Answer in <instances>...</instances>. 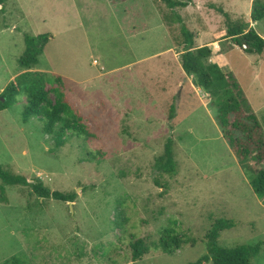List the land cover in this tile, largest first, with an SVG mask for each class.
<instances>
[{
	"label": "rangeland",
	"instance_id": "374dc122",
	"mask_svg": "<svg viewBox=\"0 0 264 264\" xmlns=\"http://www.w3.org/2000/svg\"><path fill=\"white\" fill-rule=\"evenodd\" d=\"M254 1L191 0L173 11L161 0L0 4V95L21 70L25 35H49L38 68L62 79L69 103L95 135L66 132L58 146L44 133L42 116L24 121V95L0 112V165L39 178L52 192L77 194L69 203L42 199L30 186L0 180V264L14 256L27 264H193L207 255L204 240L217 219L236 224L221 233L222 247L260 245L252 261L264 264V199L181 59L184 25L196 47L223 54L221 69L236 77L264 128V55L246 53L227 35L239 24L264 37V21L252 20ZM48 98L55 104L54 93ZM169 139L176 171L158 173ZM170 226L188 241L174 255L155 247ZM139 240L150 252L133 261Z\"/></svg>",
	"mask_w": 264,
	"mask_h": 264
},
{
	"label": "trees",
	"instance_id": "16d2710c",
	"mask_svg": "<svg viewBox=\"0 0 264 264\" xmlns=\"http://www.w3.org/2000/svg\"><path fill=\"white\" fill-rule=\"evenodd\" d=\"M161 1L172 11L178 7L187 8L191 2V0ZM3 2L4 0H0V4ZM173 17L174 22H183L178 14H174ZM252 20L255 23L264 21V0L254 1ZM181 33L184 38L181 58L183 70L188 77L192 78L194 86L208 95L210 106L216 110V122L224 141L248 174L254 193L264 199V128L236 77L232 73H224L218 64L207 63L212 56V50L208 46L196 47L195 38L186 26L181 27ZM227 35L246 53L264 55V37L259 35L254 28L239 24L229 25ZM49 41V35L38 37L25 35V52L18 60L24 71L16 76L1 93L0 112L9 109L17 103L19 96L24 95L27 98L24 121L27 122L31 117L42 116L44 133L54 136L58 146L65 143L66 132L69 135L85 134L95 138L94 134L85 130L87 125L83 122L80 113L69 103L62 87V79L35 70L39 57ZM51 92L56 96L55 104L49 101L48 96ZM171 112L170 119L173 120L177 111L172 107ZM76 125L82 130L78 131ZM173 144L172 139L167 141L164 155L155 163L156 172L173 174L176 171ZM0 180L6 186H30L33 192L42 199L69 203L74 202L77 197L75 192H52L43 185L39 178L32 180L23 175H14L1 165ZM4 190L2 189L3 192ZM1 201L5 202L7 199L1 197ZM235 227L236 224L232 220L217 219L214 221L204 240L207 255L193 264H253L252 260L260 253V245L224 248L219 243L221 233ZM187 243L188 241L170 226L164 229L155 247L163 254L174 255L176 250H181ZM131 247L133 261L141 260L150 252V247L142 240L134 242ZM2 264L27 263L14 256Z\"/></svg>",
	"mask_w": 264,
	"mask_h": 264
},
{
	"label": "crops",
	"instance_id": "0c3cea01",
	"mask_svg": "<svg viewBox=\"0 0 264 264\" xmlns=\"http://www.w3.org/2000/svg\"><path fill=\"white\" fill-rule=\"evenodd\" d=\"M203 46H208L211 50H212V56L209 58V60H210V63L209 64H218L219 66H220V64H221V61H223L224 62V58H223V54H214V52H215V50H216V47H214V46H210V45H201V46H197V47H203ZM222 56V57H221ZM217 57L218 58H220V59H217ZM211 58H213L214 59V61H211ZM222 58V59H221ZM39 60H40V57H39ZM221 60V61H220ZM94 63L95 64H97L98 62L97 61H94ZM35 70L36 71H39V72H46V71H41L39 68H38V65L35 67ZM24 70L21 68V70L20 71H18L17 72V74L15 75V76H13L10 80H9V82L14 78V77H16V76H18L19 74H21L22 72H23ZM229 73H232V72H229ZM8 82V83H9ZM194 85V84H193ZM6 87V86H5ZM195 87V86H194ZM197 87H195V89H196ZM199 89V88H198ZM201 90V89H200ZM172 109V108H171ZM172 113V112H171ZM176 116H177V113H176ZM176 118V117H175ZM174 118V119H175ZM173 119V120H174Z\"/></svg>",
	"mask_w": 264,
	"mask_h": 264
}]
</instances>
